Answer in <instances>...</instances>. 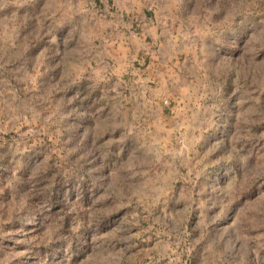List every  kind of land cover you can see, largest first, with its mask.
Returning <instances> with one entry per match:
<instances>
[{"label":"rangeland","instance_id":"rangeland-1","mask_svg":"<svg viewBox=\"0 0 264 264\" xmlns=\"http://www.w3.org/2000/svg\"><path fill=\"white\" fill-rule=\"evenodd\" d=\"M107 3L0 0V264H264V0Z\"/></svg>","mask_w":264,"mask_h":264},{"label":"crops","instance_id":"crops-1","mask_svg":"<svg viewBox=\"0 0 264 264\" xmlns=\"http://www.w3.org/2000/svg\"><path fill=\"white\" fill-rule=\"evenodd\" d=\"M109 1L107 0V5H109ZM117 5L121 6V13L115 15L114 12L109 11V7H104V9L108 10L106 14L110 17L107 21H104L106 24L114 27L117 31L115 35L112 37V44L117 49V54H121L122 57L131 54L132 51L139 52V55L143 54V49L141 47L136 49L134 45L131 43L132 40L135 41L137 38V33L133 30L136 27H141V31L138 32L141 37L145 40L155 37L158 38L161 36L163 32V27L168 24V21L173 18L174 11L172 10V14H166V12L161 8L160 2L162 0H115ZM170 8V7H169ZM173 8V6H172ZM137 16L140 17V23H135ZM135 19V20H134ZM173 20V19H172ZM164 24V26L162 25ZM136 25V27L134 26ZM139 31V30H138ZM116 36V37H115ZM115 37V38H114ZM143 40V39H142ZM148 44V43H147ZM151 44V43H150ZM150 44L147 46L149 47L146 50V57L150 58L151 60H157V68L153 69L159 77H165L168 73V69H165L161 65L163 64L164 57L161 56V52L159 50L160 45L158 46L157 50L152 49ZM154 44V42H153ZM113 49V50H115ZM160 66V67H159ZM153 74V75H154ZM152 75V76H153ZM165 79V78H164ZM237 249H234L231 253V259L234 264H243V260H240L241 256H237ZM243 259V256L242 258Z\"/></svg>","mask_w":264,"mask_h":264}]
</instances>
